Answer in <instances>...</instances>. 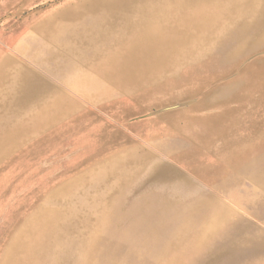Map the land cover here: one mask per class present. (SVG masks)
Listing matches in <instances>:
<instances>
[{
  "label": "rangeland",
  "instance_id": "obj_1",
  "mask_svg": "<svg viewBox=\"0 0 264 264\" xmlns=\"http://www.w3.org/2000/svg\"><path fill=\"white\" fill-rule=\"evenodd\" d=\"M7 56L0 264H264V0H0Z\"/></svg>",
  "mask_w": 264,
  "mask_h": 264
},
{
  "label": "crops",
  "instance_id": "obj_2",
  "mask_svg": "<svg viewBox=\"0 0 264 264\" xmlns=\"http://www.w3.org/2000/svg\"><path fill=\"white\" fill-rule=\"evenodd\" d=\"M18 63L19 61L17 59L10 56L1 59L0 69L2 70H0V88H3L4 92L2 93L3 97L2 95L0 96V102L3 101L4 108L9 112L12 111L11 113L13 116L17 117L18 124H16V128H29L30 126L25 125L27 124L26 122L31 124L46 120V117H43L44 113H46V109H43L42 106L45 105L47 101L42 99L43 95L35 92L32 79L27 69L22 67L25 65ZM6 69L7 72H5ZM37 99L40 100L41 109H39ZM32 105L34 108L31 107ZM1 121L7 122L5 119ZM3 128L8 127L3 125ZM1 140L2 139H0V143L2 142L1 144L10 142L5 139L3 141Z\"/></svg>",
  "mask_w": 264,
  "mask_h": 264
}]
</instances>
